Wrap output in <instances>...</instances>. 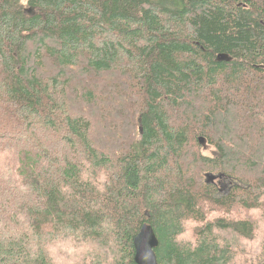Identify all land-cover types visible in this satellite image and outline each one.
I'll return each instance as SVG.
<instances>
[{
  "label": "trees",
  "instance_id": "16d2710c",
  "mask_svg": "<svg viewBox=\"0 0 264 264\" xmlns=\"http://www.w3.org/2000/svg\"><path fill=\"white\" fill-rule=\"evenodd\" d=\"M144 223L264 264V0H0V264H135Z\"/></svg>",
  "mask_w": 264,
  "mask_h": 264
},
{
  "label": "water",
  "instance_id": "95a60500",
  "mask_svg": "<svg viewBox=\"0 0 264 264\" xmlns=\"http://www.w3.org/2000/svg\"><path fill=\"white\" fill-rule=\"evenodd\" d=\"M218 60H227L225 54H218ZM141 133V127L139 126ZM199 144H203L202 137L198 138ZM219 175L207 173L205 175L206 183H213ZM158 245V240L151 225L144 223L141 225L139 231L133 238L134 255L133 260L135 264H157L156 255L154 252L155 247Z\"/></svg>",
  "mask_w": 264,
  "mask_h": 264
},
{
  "label": "rangeland",
  "instance_id": "374dc122",
  "mask_svg": "<svg viewBox=\"0 0 264 264\" xmlns=\"http://www.w3.org/2000/svg\"><path fill=\"white\" fill-rule=\"evenodd\" d=\"M204 144V143H203ZM238 211V210H237ZM249 213H250V218L251 219H255V217L258 215V213H259V211H254V212H252V211H249ZM260 231V230H259ZM191 236L189 235V233L186 231L185 232V234L183 235V239H187V238H190ZM251 241H247V240H242V243L244 244V245H248V246H254V245H251V243H250ZM57 262L59 263V264H61V260H57Z\"/></svg>",
  "mask_w": 264,
  "mask_h": 264
}]
</instances>
